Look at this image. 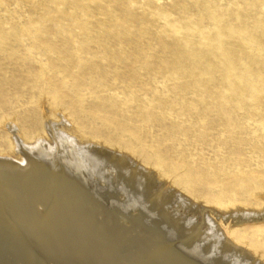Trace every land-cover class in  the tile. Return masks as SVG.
<instances>
[{
  "label": "rangeland",
  "instance_id": "1",
  "mask_svg": "<svg viewBox=\"0 0 264 264\" xmlns=\"http://www.w3.org/2000/svg\"><path fill=\"white\" fill-rule=\"evenodd\" d=\"M44 114L64 120L68 134L81 139L80 148L89 142L125 154L195 203L225 214L262 210L264 0H0V155L11 152L8 121L28 144L48 139ZM90 166L91 175L81 182L107 214L92 209L89 222L109 214L103 228L119 237L96 243L104 246L102 261L87 251L79 256L74 240L56 244L62 247L57 251L48 238L24 231L20 238L4 226L0 264L142 263L140 244L133 245L136 233L123 229V219L115 218L119 212L133 214L172 245L194 248L179 242L142 187L136 184L137 190L125 176H108V167ZM223 222L217 227L227 237L264 258L263 220ZM197 244L199 254L189 259L228 263L213 245ZM242 259L235 257L239 264H257Z\"/></svg>",
  "mask_w": 264,
  "mask_h": 264
},
{
  "label": "bare ground",
  "instance_id": "2",
  "mask_svg": "<svg viewBox=\"0 0 264 264\" xmlns=\"http://www.w3.org/2000/svg\"><path fill=\"white\" fill-rule=\"evenodd\" d=\"M44 116L43 131L45 130L44 133L47 135L48 139L40 137L33 144L25 142L24 137L13 121L5 123V128H7L11 133V152L6 153L5 155H0V228L4 226L13 228L12 230L15 232V236H19L18 233H20V231H24L22 233L31 234L32 236H35L36 239L42 238L41 241L48 238V241L50 240L52 244L55 243V246H53L55 249L57 248L56 244H67L68 241H75L76 245L73 243L71 244L75 247L73 248L77 254L79 253V256L87 251L88 255L94 253L95 257L102 261V258L105 255L104 251H102L104 246L102 247L100 245H96V243H102L105 241L107 243L110 240L113 242L114 240H119V237L115 235L116 232H114V230L111 229V231H108V229L103 228V219L109 217V214L108 216L106 215L103 217L101 221L93 219L94 223L97 221L96 223L101 227V230L99 226V230L97 229L96 223L93 225L92 222H89L91 221L89 220L91 218L89 211L92 209L99 211L97 214L100 213L102 215L104 212L107 214V208L105 205L96 198L89 187H85L86 185L81 182L82 177L91 175L87 165L90 166L95 164V169L98 168L99 170L108 167L107 170H105L108 173V176H125L128 179V183L131 182L134 185L137 184L140 188L142 187L146 195L145 199L148 200V203L156 207V209L158 208V210L162 213L161 216L163 215V217L171 224L170 226H173L176 229V234H178V237H176L179 238V242L186 245L195 243L193 246L194 248L192 249H189L190 247L183 248L179 245L180 243L172 245V243H170V241L160 233L158 234L147 231L138 222V219L133 217V214V216L131 214V216H127V213L125 215L122 214L123 212H119L116 215L118 217L115 218L118 219L120 217L124 220H122L123 222H120V225L123 223V229L131 232L135 231L136 233L135 242L138 243H133V245L136 246L135 244H140L136 247V251L138 252V257H141L143 261L141 263V259L139 258V264H198L195 260L193 261V259H189L187 255H190L191 257L199 254L200 244H197L199 241H203L206 247L210 245L216 247L217 253L221 257L229 258L227 264H239V262H236L237 260L235 261L236 256L243 259H249L257 264H264V258L255 252L257 251L255 247L247 249L242 248L238 244V241H241L240 239H236L233 236L227 237L229 232L217 227L218 222L220 224L229 218H231L232 223L255 220L264 221V207L260 211L232 210L225 214L218 211L213 206H203L195 203L167 182L161 181L154 172L143 168L125 154L107 149L103 146H95L89 142L86 143L83 148H80V144H83L81 139L68 134V127L66 126V122H64V120L61 123H56L53 122L47 114H44ZM43 140L47 142L48 148L46 147V144L42 145ZM35 149L42 154V157L35 152ZM12 155L15 157H12ZM50 156L53 157L51 158ZM10 157L14 158V160ZM120 178L121 177H119L118 180L122 181L123 178ZM123 182L124 181L121 183ZM134 187L133 189L135 192L136 190ZM141 191L142 190H140V192ZM133 194L132 196L135 197L136 193L135 195ZM98 205H100L103 210L100 207L99 210L97 208ZM137 209H135V211ZM94 210L92 211L94 212ZM210 214L214 215L219 220L216 221L210 219L208 217ZM106 222L107 221H105V223ZM140 235H143L144 237H140ZM6 236L8 235L6 234ZM10 236L12 237V235ZM10 236L9 238H11ZM21 236L22 235L19 237L21 238ZM75 238H78V243H76ZM130 238L132 239L133 237L130 235ZM15 239H17V237H15ZM6 240L7 238L4 242ZM132 240V242H134V239ZM176 240L177 239H175V241ZM50 242H48L49 245ZM21 243L18 245H21ZM38 243H40V240ZM93 243L95 245H93ZM44 244L45 243H43V245ZM45 245H47V241ZM69 245L67 247H69ZM4 246H6V244ZM22 247L25 249L27 246ZM23 248L22 253L24 254V251L26 250ZM58 248H60V250L62 249V247ZM58 248L56 249L57 251L59 250ZM49 249H52V247ZM19 250H21V248ZM43 250L45 251V248ZM68 250L70 252V249ZM112 250L116 249L112 248ZM48 252L49 251L47 250V253ZM33 258L34 257H32V259ZM206 262L208 263V261ZM78 263L80 264V262Z\"/></svg>",
  "mask_w": 264,
  "mask_h": 264
}]
</instances>
